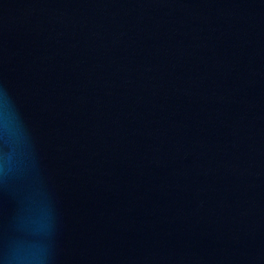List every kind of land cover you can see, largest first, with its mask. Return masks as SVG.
I'll return each instance as SVG.
<instances>
[{"label": "water", "instance_id": "1", "mask_svg": "<svg viewBox=\"0 0 264 264\" xmlns=\"http://www.w3.org/2000/svg\"><path fill=\"white\" fill-rule=\"evenodd\" d=\"M0 264H264V0H0Z\"/></svg>", "mask_w": 264, "mask_h": 264}]
</instances>
